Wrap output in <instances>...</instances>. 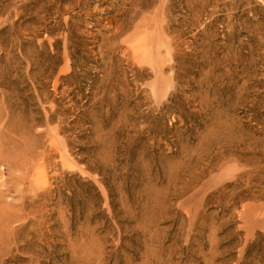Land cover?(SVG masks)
Returning a JSON list of instances; mask_svg holds the SVG:
<instances>
[{"label":"rangeland","instance_id":"1","mask_svg":"<svg viewBox=\"0 0 264 264\" xmlns=\"http://www.w3.org/2000/svg\"><path fill=\"white\" fill-rule=\"evenodd\" d=\"M0 264H264V0H0Z\"/></svg>","mask_w":264,"mask_h":264}]
</instances>
